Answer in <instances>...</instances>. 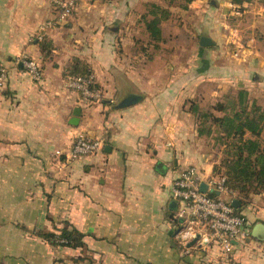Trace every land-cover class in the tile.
<instances>
[{
  "label": "crops",
  "instance_id": "crops-1",
  "mask_svg": "<svg viewBox=\"0 0 264 264\" xmlns=\"http://www.w3.org/2000/svg\"><path fill=\"white\" fill-rule=\"evenodd\" d=\"M151 4L184 18L196 39L191 63L149 68L137 49L149 45L141 20ZM58 14L53 0H0V264H264V192L242 203L248 237L226 258L217 246L181 241L180 203L170 196L183 169L212 171L187 107L200 80L220 88L226 75H243L233 82L264 104V0H194L182 10L173 0H76L62 23ZM233 32L253 34L233 46ZM202 37L213 44L200 46ZM21 57L40 67L38 80ZM74 60L91 73L96 102L67 88ZM80 134L100 148L69 160ZM63 228L81 234L82 247L44 238Z\"/></svg>",
  "mask_w": 264,
  "mask_h": 264
},
{
  "label": "trees",
  "instance_id": "trees-1",
  "mask_svg": "<svg viewBox=\"0 0 264 264\" xmlns=\"http://www.w3.org/2000/svg\"><path fill=\"white\" fill-rule=\"evenodd\" d=\"M178 1L182 2V9H186L187 5L194 0ZM233 1L241 4L250 3L253 0ZM146 15L142 17V20L149 40L159 42L161 40L159 25L162 21L168 20L170 13L166 9L151 4ZM39 47L42 54L47 56L51 50V43L42 38ZM90 74L86 65L78 60H74L72 66L65 72V75L76 77ZM224 99H226L225 102H223ZM189 112L197 120L202 121L196 127L199 138L215 134L217 142L225 146V158L220 164L217 163L212 167L210 176L225 178V185L235 193L232 207L236 214L243 216L239 213L242 203L250 195L264 192V139H260L264 129V106L250 98L246 90L241 89L233 96L220 97L208 112L200 111L198 104L192 102ZM213 195L215 194L212 193L211 196ZM233 203L236 205L234 206ZM44 238L53 245L82 247V235L74 229L63 228L58 231V235L50 233L44 235ZM58 240H62L63 243H59Z\"/></svg>",
  "mask_w": 264,
  "mask_h": 264
},
{
  "label": "built area",
  "instance_id": "built-area-1",
  "mask_svg": "<svg viewBox=\"0 0 264 264\" xmlns=\"http://www.w3.org/2000/svg\"><path fill=\"white\" fill-rule=\"evenodd\" d=\"M76 0H53L58 9L57 23H62L71 14ZM51 23L47 22L46 27ZM20 64L38 80L40 69L32 59L21 57ZM5 79V70L0 64V86ZM68 89L77 91L83 103L96 102L100 99L94 89L91 77L67 76L65 78ZM100 144L86 136L78 135L69 149V160H78L98 151ZM205 184L206 191L200 190ZM212 193L215 195L211 196ZM170 196L180 203L178 217L183 225L179 232L181 241L195 240L196 246L214 245L219 247L220 253L226 258L238 243H243L248 237L244 218L235 213L232 201L235 193L225 185V178L212 176L203 178L193 167H187L177 174L171 183ZM184 238V239H182ZM63 243L62 240H59Z\"/></svg>",
  "mask_w": 264,
  "mask_h": 264
},
{
  "label": "rangeland",
  "instance_id": "rangeland-1",
  "mask_svg": "<svg viewBox=\"0 0 264 264\" xmlns=\"http://www.w3.org/2000/svg\"><path fill=\"white\" fill-rule=\"evenodd\" d=\"M174 6L180 8L182 10L183 4L181 1L173 0ZM172 5V3H171ZM149 8V6H146V10ZM164 27H163V41H159V46L155 45L153 42L151 43L149 40V45L147 48H140L138 47L137 50H141L144 53V59L148 60L149 68H156L158 66H161L164 62V67L167 69L169 65L172 66L173 62L177 59L181 63V67L191 63V59H193V56L195 55L196 49L194 47V43L192 46V42H195L194 38H192V33L189 30H185L184 28H188V25L186 24L183 17L179 15V13H172L168 17V21ZM141 23H143V20H141ZM253 32H233L229 33L227 37L228 43L233 46L239 45V43H242V40L244 39L243 36H245V39H247L248 36H252ZM193 40V41H192ZM191 42V47L190 43ZM156 47V48H154ZM143 49L146 51L144 52ZM241 48H237L235 50H240ZM234 50V51H235ZM158 53V56H160V59H156V55ZM232 54L235 56L236 52H232ZM178 62V63H179ZM198 67V63H197ZM165 69V70H166ZM192 71V68H191ZM188 69L185 70V73H182V75H188ZM193 75V73H192ZM255 75H247L244 77V83H247L250 87L253 85ZM263 77V76H261ZM226 79L228 78V82L226 85H223L222 87L218 88V84H216L215 80L214 82H201V84L198 86V98L194 99L193 102L198 104V107L200 111L202 112H208L211 110L212 106L217 103L219 98L227 95H235L236 91L241 90L242 84H236L237 82H233L235 79L242 80L243 75H226ZM239 80V81H240ZM209 83V84H207ZM211 92L213 93L211 95ZM226 99H224L223 102H225ZM192 102L187 104V107H190V104ZM264 105V104H263ZM196 127L198 123H202V121L197 120L196 117L193 115ZM209 124V122H208ZM217 135L211 134L208 137L201 138L203 141V149L205 150L207 159L210 163H212V167L215 165L220 164V162L225 158L224 151L225 146L221 145L216 140ZM260 139H264V129L261 133ZM199 172V171H197ZM203 174V173H202Z\"/></svg>",
  "mask_w": 264,
  "mask_h": 264
},
{
  "label": "water",
  "instance_id": "water-1",
  "mask_svg": "<svg viewBox=\"0 0 264 264\" xmlns=\"http://www.w3.org/2000/svg\"><path fill=\"white\" fill-rule=\"evenodd\" d=\"M199 44H200V46H202V47H208V46H211L213 43H212V41H211L210 39H208V38H206V37H202V38L200 39ZM200 190H201L202 192H205V191H206V186H205L204 184H201V186H200ZM233 205L235 206L236 203H233ZM182 239H184V238H182ZM194 243H195V240L191 241V242L188 244V246L193 245Z\"/></svg>",
  "mask_w": 264,
  "mask_h": 264
}]
</instances>
